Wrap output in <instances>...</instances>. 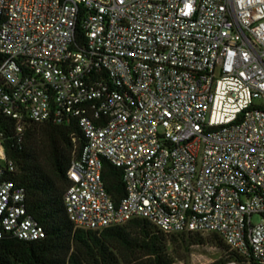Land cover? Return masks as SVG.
Masks as SVG:
<instances>
[{
    "label": "built area",
    "instance_id": "built-area-1",
    "mask_svg": "<svg viewBox=\"0 0 264 264\" xmlns=\"http://www.w3.org/2000/svg\"><path fill=\"white\" fill-rule=\"evenodd\" d=\"M45 123L80 150L75 228L141 219L264 264V0H0V242L46 236L6 153Z\"/></svg>",
    "mask_w": 264,
    "mask_h": 264
},
{
    "label": "trees",
    "instance_id": "trees-1",
    "mask_svg": "<svg viewBox=\"0 0 264 264\" xmlns=\"http://www.w3.org/2000/svg\"><path fill=\"white\" fill-rule=\"evenodd\" d=\"M42 149L45 157H40ZM79 151L73 149L70 128L49 123L30 125L21 144L8 140L6 153L16 165L12 180L25 188L27 211L46 236L33 242L5 238L0 242V264H174L189 253L190 245L203 244L205 239L223 251L213 264H247L215 234L205 239L193 233L167 235L141 219L102 231L75 228L63 195L66 172ZM102 166L105 189L118 202L125 194L121 170L107 161Z\"/></svg>",
    "mask_w": 264,
    "mask_h": 264
},
{
    "label": "rangeland",
    "instance_id": "rangeland-1",
    "mask_svg": "<svg viewBox=\"0 0 264 264\" xmlns=\"http://www.w3.org/2000/svg\"><path fill=\"white\" fill-rule=\"evenodd\" d=\"M40 157H45V150H40ZM253 223H257L259 219L255 216L252 219ZM204 239L208 238L209 235H201ZM186 238V243L190 244L191 239ZM169 250L172 245L170 241H167ZM223 255V251L218 247L212 245L209 240L205 239L203 244H193L189 246V253H185L182 260L176 259L174 264H213L219 260Z\"/></svg>",
    "mask_w": 264,
    "mask_h": 264
}]
</instances>
